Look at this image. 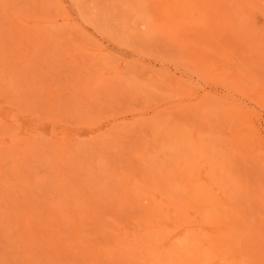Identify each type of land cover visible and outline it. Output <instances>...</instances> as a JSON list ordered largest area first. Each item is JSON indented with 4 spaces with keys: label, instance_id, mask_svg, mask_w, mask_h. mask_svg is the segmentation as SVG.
Here are the masks:
<instances>
[{
    "label": "rangeland",
    "instance_id": "obj_1",
    "mask_svg": "<svg viewBox=\"0 0 264 264\" xmlns=\"http://www.w3.org/2000/svg\"><path fill=\"white\" fill-rule=\"evenodd\" d=\"M0 264H264V0H0Z\"/></svg>",
    "mask_w": 264,
    "mask_h": 264
},
{
    "label": "bare ground",
    "instance_id": "obj_2",
    "mask_svg": "<svg viewBox=\"0 0 264 264\" xmlns=\"http://www.w3.org/2000/svg\"><path fill=\"white\" fill-rule=\"evenodd\" d=\"M250 1V0H249ZM210 4V3H209ZM238 6H239V4H238ZM229 24V23H228ZM30 35V34H29ZM38 53V52H37ZM45 56V55H44ZM251 62V61H250ZM249 63V62H248ZM246 64V63H245ZM246 76V75H245ZM12 79V78H11ZM235 80V79H234ZM254 80V79H253ZM36 83V82H35ZM247 83V82H246ZM96 84V83H95ZM10 87V86H9ZM94 87V86H93ZM81 89V88H80ZM14 89H12V91H13ZM20 90V89H19ZM220 112V111H219ZM206 134V133H205ZM211 134V133H210ZM212 136H213V134H212ZM207 137V136H206ZM209 137V136H208ZM36 139V138H35ZM59 143V142H58ZM94 144H96V143H94ZM11 145V144H10ZM29 147V146H28ZM71 147V146H70ZM82 147V146H81ZM213 150V149H212ZM116 151V150H115ZM45 152V151H44ZM197 152V151H196ZM14 154V153H13ZM44 154V153H43ZM46 155V154H45ZM86 157V156H85ZM104 163V162H103ZM38 165V164H37ZM46 166V165H45ZM73 166V165H72ZM216 166V165H215ZM98 170V169H97ZM44 173V172H43ZM225 176H226V174H225ZM39 177V176H38ZM121 179V178H120ZM10 183V182H9ZM42 183V182H41ZM66 184V183H65ZM235 184V183H234ZM34 185V184H33ZM239 185V184H238ZM123 186V185H122ZM236 188V187H235ZM101 192V191H100ZM144 192V191H143ZM229 194V193H228ZM53 196V195H52ZM121 196V195H120ZM106 200V199H105ZM6 205V204H5ZM77 205V204H76ZM69 208V207H68ZM61 210V209H60ZM20 216V215H19ZM29 219V218H28ZM34 225V224H33ZM231 230V229H230ZM65 236V235H64ZM69 237H70V235H69ZM184 240H185V238H184ZM72 242V241H71ZM185 242V241H184ZM60 243V242H59ZM73 245V244H72ZM76 248V247H75ZM154 249V248H153ZM192 250V249H191ZM189 251V250H188ZM156 253V252H155ZM186 255V254H185Z\"/></svg>",
    "mask_w": 264,
    "mask_h": 264
}]
</instances>
